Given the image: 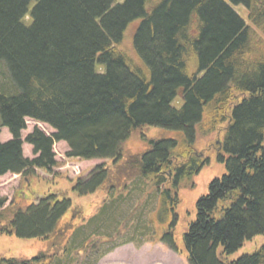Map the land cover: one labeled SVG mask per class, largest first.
<instances>
[{
	"label": "trees",
	"instance_id": "16d2710c",
	"mask_svg": "<svg viewBox=\"0 0 264 264\" xmlns=\"http://www.w3.org/2000/svg\"><path fill=\"white\" fill-rule=\"evenodd\" d=\"M233 7H243L248 21ZM0 81L1 127L11 137L0 140V178L52 172L53 147L62 142L70 159L117 167L113 176L96 166L74 187L81 196L111 177L149 179L157 190L171 178L174 188L208 162L193 149L196 132L226 125L218 159L227 173L197 202L184 246L190 264H264V245L228 263L218 255L264 235V0H0ZM27 120L54 133L36 128L23 140ZM145 127L183 132L186 146L177 154V141H154L146 153L124 157L132 132ZM24 144L34 159L24 157ZM178 158L185 162L175 165ZM161 194L164 223L175 201L169 190ZM57 197L0 213V234L50 241L52 256L0 264H64L94 238L114 240L108 233L117 229L115 200L70 229L63 219L71 203ZM5 204L0 200V209ZM136 241H121L101 256Z\"/></svg>",
	"mask_w": 264,
	"mask_h": 264
},
{
	"label": "rangeland",
	"instance_id": "374dc122",
	"mask_svg": "<svg viewBox=\"0 0 264 264\" xmlns=\"http://www.w3.org/2000/svg\"><path fill=\"white\" fill-rule=\"evenodd\" d=\"M233 8L244 20H247V13L243 7ZM124 47L131 49V36L126 37ZM2 84L0 81V87ZM36 128L47 136L54 133V130L47 125L27 120V128L22 133V139L25 140ZM225 128L226 125H223L216 132L207 135L196 132L193 149L202 161L208 162L197 175L184 178L174 188L169 178L160 190H157L149 179L135 178L124 181L119 178V182L115 179L117 177H111L112 181H106L93 194L81 196L74 192V187L79 180L87 179L96 166L103 165L112 169L113 176V169L117 167L113 161L108 160L70 159L66 155L67 145L62 142L55 143L53 150L57 166L52 172L37 169L28 176L7 174L0 178V200H6L0 213L11 206L25 210L43 197L58 196L57 198L60 199L65 197L69 199L71 209L63 219V226L75 229L86 224L110 200H115L119 215L118 224L113 222V225H116L117 229L108 233L114 240L109 241L108 237L97 238L98 240L94 238L83 253L74 252L64 264H190L189 253L184 246V235L189 232L191 224L197 219V202L209 194V186L213 181L221 179L227 173L226 165L218 159V146ZM0 131L1 142L5 143L11 139L9 132L1 127V120ZM161 140L177 141L178 148L175 149L177 154H180L181 149L186 146L183 132L145 127L132 132L125 143L123 156L129 158L140 156L150 149L151 142ZM23 155L25 158L34 159L32 147L24 144ZM184 162L185 160L178 158L175 159L174 164L182 165L181 163ZM164 190H169L175 206L173 210L170 205L168 206L166 221L161 223L158 213L161 209V192ZM127 215L128 219L124 220ZM174 219H176L175 223ZM170 230L173 232L175 245L169 244L167 240L171 235ZM131 237L137 238L136 243H127L101 256L114 245L117 246L121 241L124 242ZM94 242L96 243L93 244ZM49 244L50 241L37 238L26 239L19 238L16 234L1 233L0 259L32 260L40 254L52 256L53 250L50 249ZM73 245L79 247V244ZM262 245H264V235L256 236L231 255L221 254V249H218L219 259L223 263L232 262L244 255L254 254ZM57 253V258L64 259L60 250Z\"/></svg>",
	"mask_w": 264,
	"mask_h": 264
},
{
	"label": "water",
	"instance_id": "95a60500",
	"mask_svg": "<svg viewBox=\"0 0 264 264\" xmlns=\"http://www.w3.org/2000/svg\"><path fill=\"white\" fill-rule=\"evenodd\" d=\"M219 144V143H218Z\"/></svg>",
	"mask_w": 264,
	"mask_h": 264
}]
</instances>
